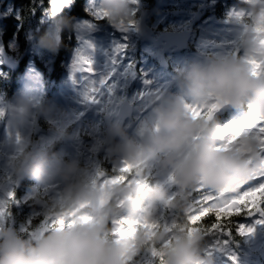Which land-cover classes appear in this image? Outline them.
Here are the masks:
<instances>
[{
  "label": "clouds",
  "instance_id": "9594fccd",
  "mask_svg": "<svg viewBox=\"0 0 264 264\" xmlns=\"http://www.w3.org/2000/svg\"><path fill=\"white\" fill-rule=\"evenodd\" d=\"M137 3L138 0H99L98 8L117 26L136 21ZM244 3L247 9L233 13L236 22L242 25L239 36L242 54L210 56L184 67L178 77L179 92L154 101L156 120L145 124L138 137L130 136L119 121L109 127V152L136 164L132 176L148 180L143 190H138L135 183L101 189L98 182L94 183L96 174L76 160L66 161L50 146L33 147L14 161L18 175H29L41 184L58 179L63 182L56 212L71 211L88 202L83 212L94 220L73 228L50 230L40 237L0 227V264H132L130 258L137 252L151 245L161 247L168 240L171 243L163 247L166 264H211L210 256L205 255L207 239L203 231L188 230L191 205L186 195L172 201L179 220L172 232L161 231L147 237L141 231L116 243L111 235V222L121 216L159 218V206L168 201L171 192L163 181L150 180L153 168L162 173L174 172L182 193L190 192L200 183L213 189L236 187L252 176L249 159L256 154L255 142L246 140L251 150L248 154L218 151L217 124L193 118L185 107L188 98L204 103L220 97L237 109L251 106V110L264 116V74L253 75L249 64L252 58H264V0H244ZM72 28H75L72 19L56 12L38 43L55 52L62 44V32ZM34 109L45 116H51L54 110L49 102L21 94L4 102L0 117L6 112L14 126H22ZM57 131V139L67 135L64 128ZM102 197L104 203L100 204Z\"/></svg>",
  "mask_w": 264,
  "mask_h": 264
},
{
  "label": "rangeland",
  "instance_id": "374dc122",
  "mask_svg": "<svg viewBox=\"0 0 264 264\" xmlns=\"http://www.w3.org/2000/svg\"><path fill=\"white\" fill-rule=\"evenodd\" d=\"M219 2H228L231 6L226 13L228 20L218 21L213 16V7ZM0 3L4 4V0H0ZM68 5L69 2L64 4L66 7ZM169 6L176 9L171 12L162 11V8L167 9ZM244 6H248L244 3V0H200L194 3L186 0H158L157 8L151 12L140 9L141 16L144 14L148 15V24L155 32V38L162 32L168 31L166 27H163L162 31H157V27L160 24L165 25L168 21L176 24L172 23L174 25L172 31H192L193 36L190 43L192 51L185 55L177 53L176 50L165 53L162 49H155L151 44L141 39L136 31L142 17L135 22L134 27L127 31H123L114 25L110 30L105 28L106 34L101 36H96L98 32H101L102 28L100 25L96 23L80 24L78 26L79 42H82L83 46L79 52L76 51L72 55L69 64L65 67V75L62 80L63 86L61 88L63 94L61 95V91L56 93V97L58 99L62 97L63 102L56 99H54L55 101L52 100L53 113L51 116H46L55 129H42L40 126V115L43 114L35 109L28 121L22 126H14L6 112L0 117V207L6 208L4 215L0 216V227H11L19 233V230L26 232V226L18 224L17 211H14V209L18 210V212L25 211L31 206L26 203L32 194L30 191H27L26 195L24 194L19 199L16 196L18 174L13 167V163L22 156L24 151L31 150L33 147L50 146L52 148L53 144L60 142L61 150L57 152L61 153L64 159L82 162L84 166H90L88 169L96 174L98 169L102 170L99 163L100 156L103 155L104 158L108 159L113 157L109 152V147L106 145L105 125L103 126L99 121L101 116L108 117L113 113H117L119 105L125 99H128L134 107L132 118L133 121H136V125L134 127L131 126L130 130L132 131H128V134L138 137V131H142L145 124L154 123L156 120V114L153 110L154 101L179 92L178 84L176 83L177 78L174 77V73H180L192 61H203L210 56L232 54L236 53L237 49H241L239 47V36L242 25L236 22L233 13L241 8L246 9ZM137 7L141 8V5H137ZM208 13H210L209 16H207ZM4 15H6V11H4ZM149 22H151V25ZM116 33L118 35H114ZM28 39V53L30 56H35L39 59L47 57L48 61L46 62L53 65V59L51 57L48 58L38 40L33 36H29ZM117 43H126L131 53L127 55L117 54L115 51ZM15 47L16 44L14 43L10 46V49L13 51ZM138 50L142 51L143 63L136 73L133 68L136 69L137 65L136 67L135 64L132 67L130 66L131 58ZM78 53L88 56L93 61L94 73L89 74L73 70V61ZM3 55L16 60L15 57L10 56L4 50L0 23V66H2ZM149 59L151 62H149ZM51 64L47 65L48 72L52 71ZM109 73L111 75L108 81L104 85H100L99 81L103 77L108 76ZM136 75L138 76L136 77ZM172 75L175 79V90L171 86L174 83L171 80ZM145 81H148V83H145ZM135 82L137 86L132 87L131 84ZM19 83L21 86L20 91L17 92L15 97L24 94L38 101L46 102L47 99L49 100V94L53 89V83L40 73L32 61L26 67L24 75L19 79ZM139 84H142V86ZM92 87H99L100 91L91 93ZM126 92H130L129 98ZM90 94L96 95L97 99L95 101L89 100L88 95ZM188 102L196 103L190 98H188ZM3 108L4 102L1 101L0 110H3ZM248 108L246 115L241 117L236 115L239 119L231 120V123L239 124L247 119L251 111L250 107ZM90 112L93 116L87 117ZM216 117L217 114L212 122L218 118ZM224 126H227V124L221 127ZM60 128H64L68 136L65 135L57 139V130ZM26 143L27 148H25ZM121 162V159L114 157L113 163L116 167L119 168ZM167 175L168 173H162L158 168H153L151 177L154 180L165 183ZM33 182V190L38 193L37 197L34 198V202L35 206L40 210L37 213H35L37 209L30 210L29 219L31 216L51 211L52 202L58 199L64 187L63 182L59 179L48 184H41L33 178ZM177 187H169V191L176 190ZM10 192L15 193L14 199L9 197L8 194ZM161 208L162 204L159 206L158 216H160ZM47 217L37 229L29 233L28 237L32 236L31 233L39 232L44 227ZM172 218L173 212L169 210L165 219L170 222ZM258 220H264V214ZM257 221L250 225L255 227V231L248 234L250 238H248L245 246L240 247V252L230 251L232 243L228 235L224 236L220 233L204 234V236L213 237V241L206 245L207 249L212 252L211 255H208L207 252V256H210L211 264H264V224H258L256 223ZM216 240L221 242L227 240L228 242L227 244L221 243L215 249H210L209 246L214 244ZM223 251L227 252L231 257L233 255L236 256V261L234 262L229 257L230 260L226 261L222 255ZM149 259L151 257L150 254L146 253V250L142 253L139 251L133 256L134 261L132 264H147Z\"/></svg>",
  "mask_w": 264,
  "mask_h": 264
},
{
  "label": "snow or ice",
  "instance_id": "6c2138e0",
  "mask_svg": "<svg viewBox=\"0 0 264 264\" xmlns=\"http://www.w3.org/2000/svg\"><path fill=\"white\" fill-rule=\"evenodd\" d=\"M66 0H59L58 3H53V13L60 11ZM93 15L99 19L107 15L102 9H95ZM87 23V22H86ZM135 26V21L130 20L127 24L121 22L117 25L123 31H127ZM91 46V45H89ZM128 45L126 43H117L115 51L117 54L122 53ZM253 75L264 74V58L257 60L252 58L249 60ZM73 70L81 71L85 73H94L93 61L86 55L78 53L76 59L73 61ZM114 71V69H113ZM111 73L108 76L103 77L100 81V85H104ZM87 79V77H86ZM95 83V82H93ZM148 83V81H145ZM111 90V89H109ZM99 87H92L91 93H98ZM88 99L95 101L96 95H88ZM227 101L223 98L216 97L204 103H186L185 107L189 114L195 119H202L205 121H213L215 113L220 110ZM251 108V106H250ZM3 114V110H0V115ZM158 130V126H157ZM216 139L219 141L217 144L218 151H235L243 154H248L251 150L248 148L246 140L254 141L256 144V154L251 156L249 163L253 167V174L247 181H241L236 187L227 186L224 188L213 189L207 185L200 183L194 189L188 193H182L176 188L172 191L168 201L162 204L160 216L158 219H151L148 215H142L137 218H130L127 216H121L114 219L111 223L113 225L111 229V235L115 238L116 243H120L124 238L134 235L137 232H143L147 237L155 236L157 233L172 232L177 227V212L172 206V201L181 195H186L190 200V209L187 214V222L189 225V232L195 231H212L219 229V233L226 232L231 233V229L223 228L220 224L222 217L231 215L232 213H240L246 209L247 215H252L255 212L264 213V116L258 115L254 110H251L247 119L239 124L229 123L227 126L221 127L217 124ZM19 139V137H18ZM198 139V137H197ZM136 164L125 159L119 166L118 175H107L103 170L98 169L96 172V180L101 189H107L109 186L116 184L135 183L138 190H143L148 186V180H140L132 176L128 178L127 174L132 173ZM116 169H114L115 171ZM152 173L150 174V177ZM251 181V183H249ZM166 184L169 187L178 186L179 181L176 178L174 172H170L167 175ZM246 185V188L241 186ZM196 193V195H193ZM227 194V195H226ZM10 198H15V193L10 192ZM57 200V199H56ZM56 200L52 202L51 211L46 219L44 227L39 232H33V237L43 236L50 230H59L62 228H73L77 224H84L93 222L94 218L90 215L85 214L83 209L87 208L88 202H85L79 206V208L72 209L71 211L56 212ZM100 204L104 203L103 197L99 201ZM121 206L123 201L120 202ZM169 210L173 212V218L169 222L165 219ZM6 211L5 207H0V216H3ZM209 212H215L216 222L210 225L208 229L197 228L198 221L201 220ZM256 223L264 224V220H258ZM27 231V230H26ZM237 231L241 235L253 233L255 231L254 226H248L246 224H239ZM227 240L219 241L216 240L214 244L210 245V249L219 247L221 243L227 244ZM171 243V240L165 241L161 247L151 245L146 249V253L150 254L151 259L148 260L147 264H166L165 254L163 247H167ZM221 250H223L221 248ZM212 252L208 251V255ZM133 260V257L130 258ZM231 259L235 262L236 256H232Z\"/></svg>",
  "mask_w": 264,
  "mask_h": 264
},
{
  "label": "trees",
  "instance_id": "16d2710c",
  "mask_svg": "<svg viewBox=\"0 0 264 264\" xmlns=\"http://www.w3.org/2000/svg\"><path fill=\"white\" fill-rule=\"evenodd\" d=\"M59 0H4V11H6V15L4 16L3 20L0 22L2 27V42L4 45V50L10 56L15 57L16 59L21 60V68L19 74H24L26 67L32 61L36 68L40 71V73L50 80L51 83H56L57 85L62 81V76L64 74V68L68 62V60L72 57L75 51L78 52L81 50L82 42L79 41V33H78V26L83 23L89 24H98L101 26V32L97 33L96 35H103L106 34V29L110 30L115 24L110 22L106 17L97 19L93 13L95 9L98 8L99 0H66V3L69 2V5L66 7L63 4V7L58 11L59 14L65 15L72 19L75 28L72 29H65L62 32V44L59 49L55 52L50 51L47 48L43 47V50L48 55V58L53 59V65L51 63H47V57L43 59L36 58L35 56H30L28 53L29 43L28 38L29 36H33L37 40H39V36L45 32L51 23V18L53 16V3H58ZM157 1L158 0H138V3L135 5L136 7V21L141 18V10H145L147 12H151L157 8ZM71 3V4H70ZM137 5H141V8H138ZM229 3H222L219 2L213 7V16L218 21L228 20L227 12L230 9ZM248 8V7H247ZM141 9V10H140ZM176 8L169 6L166 10L171 12ZM210 13L207 14L209 16ZM154 20V18H152ZM135 21V22H136ZM174 22L168 21L165 25L160 24L157 27V31H162L163 27H166L168 31H172ZM114 35H118L117 33ZM16 44L15 49L12 51L10 46ZM80 44V47H78ZM131 50L127 47L121 54L127 55L130 54ZM142 51L138 50L136 54H134L133 58H131V66L135 64V72H137L138 68L142 66ZM52 62V61H51ZM51 64L52 71L48 72L47 65ZM19 74L12 73L7 71L2 66H0V102H6L13 98L17 92L20 91V85L18 81ZM180 75V74H179ZM49 83V82H48ZM244 110L248 111V107H244ZM231 112L224 113L223 115H219L214 123L222 126L224 124L231 123ZM41 127L45 130L50 128L55 129L54 125L50 122L45 120V118H40ZM56 146L59 145V142L55 143ZM83 168H89L84 166V164H80ZM101 168L104 172H106L109 176L111 175H118L119 168L114 166L112 161H108L101 157ZM114 169H116L114 171ZM128 178H132V173L127 174ZM150 180H154V178L150 177ZM127 181H125L126 183ZM251 183V181L249 182ZM31 187V176L27 181V185L24 186V190L22 192L25 193ZM242 189L246 188V185L241 186ZM174 191L171 190L170 192ZM17 193V199H19V192ZM37 197L38 193H34ZM196 195V193H193ZM29 203L34 205V198H30ZM17 215V221L19 225H25L26 232H21L20 234L24 236H28L30 232L37 229L41 223L45 220V217L49 215V212L40 213L36 216L30 217L29 219V211H19L14 209ZM262 212H255L252 215L246 214V209L242 210L240 213H232L231 215H227L221 218L220 224L223 228L231 229V233L228 234L226 232L220 233L224 236L228 235L229 240L232 243V247H230V251L240 252V247L247 244L248 234L241 235L237 231V226L241 223L246 225L254 224L257 219H261ZM179 222V220H177ZM216 222V215L215 212H209L204 217L201 218L200 221L197 222L196 226L200 229H208L212 223ZM112 227V225H111ZM21 229V228H20ZM204 234H213L219 233V229L212 230V231H205ZM207 239V244L213 241V237L205 236ZM226 239V238H225ZM206 244V245H207ZM144 250H141L142 253ZM210 251L206 247L205 255L207 252ZM222 253L224 259L227 261L231 258L227 252L223 251ZM242 254V253H241ZM229 257V258H228ZM230 260V259H229Z\"/></svg>",
  "mask_w": 264,
  "mask_h": 264
},
{
  "label": "water",
  "instance_id": "95a60500",
  "mask_svg": "<svg viewBox=\"0 0 264 264\" xmlns=\"http://www.w3.org/2000/svg\"><path fill=\"white\" fill-rule=\"evenodd\" d=\"M193 1V0H189ZM3 17V6L0 4V19ZM138 35L142 38L147 39L150 41L155 48L163 47L164 51H169L173 48L178 49L179 51H184L188 48L190 39H191V32L190 31H183V32H164L162 33L157 39H154V31L147 25V16L145 15L139 26H138ZM236 53H240V51H236ZM3 62L5 68L16 71L19 68V65L6 56L3 57ZM226 109H237L229 104H225L220 110L217 112L225 111ZM131 115V107L126 102L120 108V115L119 117L125 120L127 117ZM108 124L110 125V121L107 120ZM20 178L17 181V187L21 185L23 180L26 178V175H19Z\"/></svg>",
  "mask_w": 264,
  "mask_h": 264
},
{
  "label": "bare ground",
  "instance_id": "6f19581e",
  "mask_svg": "<svg viewBox=\"0 0 264 264\" xmlns=\"http://www.w3.org/2000/svg\"><path fill=\"white\" fill-rule=\"evenodd\" d=\"M138 105V104H137Z\"/></svg>",
  "mask_w": 264,
  "mask_h": 264
}]
</instances>
